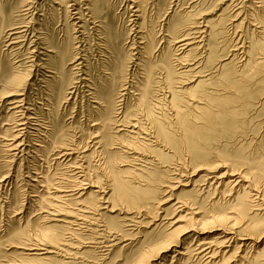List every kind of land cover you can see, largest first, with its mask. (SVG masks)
Instances as JSON below:
<instances>
[{"label": "rangeland", "instance_id": "1", "mask_svg": "<svg viewBox=\"0 0 264 264\" xmlns=\"http://www.w3.org/2000/svg\"><path fill=\"white\" fill-rule=\"evenodd\" d=\"M0 1L11 8L0 20V264H252L264 254V209L252 210L262 202L245 197L247 205L239 207L234 199L239 186H224L241 175L246 190L264 194V67L247 70L239 49L247 48L252 32L261 36L251 17L260 8L257 0H181L182 7L208 11L206 20L224 13L220 54L237 48L239 58L227 72L233 75L224 79L225 70L207 64L204 47L187 56L202 53L203 64L197 58L190 66L208 76L191 94L194 106L208 110H187L196 129L188 136L191 144L180 140V147L157 137L150 116L165 111L167 121L174 118L165 98L171 88L158 81L164 75L162 50L175 52L178 40L167 37L166 21L156 27L149 57L141 54L144 45L130 21L127 0H107L111 7L101 18L90 17L86 0H68L66 8L63 0ZM176 1L172 13L181 8ZM79 8L81 15L74 13ZM148 9L149 14L155 10L153 5ZM118 33L120 43L127 34L130 43L124 41L114 55L108 40ZM67 45L68 56L60 62ZM263 48L255 57L264 56ZM126 54L133 61L121 75L115 63ZM183 62L174 67L181 71ZM55 66L63 68L62 79ZM13 75L21 84L14 95L2 98ZM149 75L153 90L146 107L139 94ZM222 78L230 88L240 81L247 85L236 102L226 100L223 107L209 103L205 93L225 95ZM157 98L161 105L156 106ZM116 176L135 187L133 202L114 192ZM216 176L222 184L217 185ZM45 227H53L52 232H43ZM224 228L253 238L228 243L233 235ZM203 239L214 243L213 250L226 241L213 260L199 244Z\"/></svg>", "mask_w": 264, "mask_h": 264}, {"label": "bare ground", "instance_id": "2", "mask_svg": "<svg viewBox=\"0 0 264 264\" xmlns=\"http://www.w3.org/2000/svg\"><path fill=\"white\" fill-rule=\"evenodd\" d=\"M67 1L68 0H63L64 7H65V5L68 6ZM127 1L129 2L128 7L130 8V11L132 13L131 16L133 17V19H130V21L133 24L132 26L136 27V29H137L136 32L139 33L137 35H141V43H143V45H144L143 47L140 46L142 48V50H143L142 52L140 51L141 54H144V56L146 55V56L151 57V53H152V50H153V47H154V44H155V40H156L155 39L156 38L155 37V35H156V31L155 30H156V27L159 25V22H161V21H163V22L166 21L165 32H166L167 37H170L171 39L173 38L174 40L178 39L177 41H175L177 43V45L173 44V46L176 45L175 46V52H174V49L172 51H170L171 49L168 50V47L167 48L165 47L162 50V53H164V55H163L164 58H163V60H161L160 64H161V68L164 71V73L162 71H161V73L164 74V75H162V77H163L162 79L158 80V81H163L164 83L169 84V86L171 88V89H169L170 91H168L169 94L165 95V98L168 97L167 104L170 107V109L173 111L174 118L173 119L171 118L172 121L170 119H169L170 121H167L168 117H167V113L165 111L160 113L161 117H159L158 114L155 115V113L153 111L150 113V116H151V122L155 126L157 137H159L163 141H165L166 144H169L170 146L180 147V140H184V142L187 145H189V144H191V142H189L188 136H189L190 132L195 131L196 127L189 122V115L190 114H189V112L187 110L192 109L191 107H193V110H195V111H198V110L200 111L201 110L200 111L201 113H202V111L204 112V110H208V109H204L203 107L198 106V105L194 106V103H193L194 99L192 97L195 96V95L191 94V93L195 92V88L199 87L200 84H202L203 82L206 81L204 78L206 76H208L207 75L208 73L207 74H202L203 71H201L200 69L195 72V69L192 66H190V64L193 65L195 63V61H194L195 59L198 58L200 60V57L202 56V53H200V56H198L197 58H193V59H187V56L190 53H193L196 50L201 49V48L204 47L203 50H205L204 52H207V53L205 55H203V56L205 57L208 54V58L206 56L207 64L212 62V63L216 64L214 66L217 67V69L218 68L219 69L222 68V71L225 70L226 73L229 70H232L234 68L233 62H235L239 58L238 51H237L238 49L237 48L230 49V52L226 56L221 57L220 53H222V50H221L220 47H218V43H219V36H220V33H221L220 26L222 25V23L224 21V18H223V16H224L223 14L224 13L219 14L216 19L206 20L207 19L206 16L208 14H210V13H208V11H205L204 9L197 10L196 9L197 6L191 7L189 5L185 6V7L190 8L187 11V8L182 7L183 3H182L181 0H177L176 1L175 5H177L178 8L179 7H181V8L178 9L179 10L178 12L174 11V13H172V11L170 10L171 2H174V0H170V1L169 0H127ZM192 1H194V0H192ZM106 2H107V0H86L85 4H83V5H85L84 8L88 11V13H89L91 18H97V16L100 17V14L103 11L105 12V10H106V9L104 10L105 7H107V8L111 7L108 4L109 2L108 3H106ZM254 2L260 3V5H258L260 8H258L257 10L253 9L258 14L255 11H253L251 13V17H252V19L255 22L258 23V25L260 27V30H258L257 34H261V36L255 34L257 31L255 33L252 32L251 39H250V42H249V45L247 46V48L245 46L244 47L240 46L239 49L243 48V51H244L243 52L244 55H245L244 61L246 62V63L244 62L245 63L244 67H246V68L247 67H254V69H261V68L264 67V58H263L264 56L263 57H255V56H256V54H259V53L256 52L257 49L260 50L264 46V0H257V1H254ZM26 4H28V3H26ZM230 4L232 5V3H230ZM152 5H153L155 10L151 11L150 12L151 14H149L148 7L152 6ZM69 6H71V5H69ZM198 6H200V5H198ZM250 7H251V5H250ZM261 8H262V11L259 13V11H260L259 9H261ZM110 9H112V8H110ZM10 10H11V8H9V10H6V8L4 7L3 3L0 1V20H5L6 19L5 18V11L9 12ZM233 10H234V8H233ZM66 11L68 12V10H66ZM81 12H83V11H81L80 8H79V11L78 12H74V13H80V15H81ZM237 15H239V14H237ZM103 18L106 19V17H103ZM235 18H234V20H235ZM229 19H231V17ZM229 19H228V21H229ZM198 20H202V21L198 22ZM204 21L206 23H203ZM108 25H109V23H108ZM210 26H211V31L208 32V28ZM238 27H240V26L238 25ZM127 28L129 29V27H127ZM131 28H133V27H131ZM21 35H22V33H21ZM158 35H159V32H158ZM163 36H164V34H163ZM206 36L207 37L209 36V40L208 39H204ZM120 37H121V34L118 33V34H116L114 36L110 35V39L108 40V42H109L108 46L110 47V49H111L112 53H114V55L119 53L120 50L123 48L124 41H125V44H126V42L130 43L129 42L130 41L129 40L130 37L128 36V34L123 39V41L121 43H120ZM244 42H245V40H244ZM167 46H169V45H167ZM258 46H259V48H257ZM69 48H70V45H67V46L63 47L62 52L60 53V55H61L60 62L62 61L63 57L66 58L68 56V53H69L68 49ZM139 49H138V51H139ZM74 57H73V59H74ZM206 58H204V61H206ZM128 60H129V62H128ZM188 60H192L191 61L192 63L190 61H189V63L188 62L185 63V61H188ZM240 60H242V59H240ZM130 61H133V57H131V55H129L127 57V54H126L125 57L119 59L115 63L116 70L121 75H124L128 71V68L130 66L129 65ZM180 61H184L183 64H185V66H183V69L181 71H179L178 68L176 69L174 67V66H177ZM173 62H177V64H174ZM199 62L202 63V60H200ZM160 64H158V65H160ZM186 64H188V65H186ZM153 67H154L153 64L150 63L149 64V68L152 69ZM53 68L54 69H58L60 78L62 79L63 78V73H64L63 72L64 71L63 68L60 67V66H58V68H56V66L53 67ZM246 68H245V70H246ZM247 70H248V68H247ZM224 73H223V76H222V73L220 74L222 77H225L224 79H227L226 77H230V76L233 75L231 73H227V75L224 74ZM188 74L191 75L190 78L186 77ZM183 75H184V77H183ZM14 76H16V75H13V77H11L8 80V83H7V86H6V89H5L6 91L2 95V98L14 95L15 94L14 90H16L18 88V86L21 84L20 83L21 80H19L18 77H14ZM200 77H202L203 79L197 80ZM224 79L222 78V80H220L219 82L222 85V87L225 88V89H223L224 93H221V94H225V95L220 96L218 93H213L211 91H206L205 93L207 94V98H208L209 103L215 102V103L219 104L221 107H223V105H224L223 102L224 101L228 100V101L236 102L237 98L240 97L238 92L240 91L241 94H242V91L245 92V89H247L246 88L247 85L243 81L236 82L235 87L230 88V86H228V84L225 83ZM176 80H177V83L178 82L180 83V85H178V86H180L179 88H181V89H178V87H174L173 86V84L175 83L174 81H176ZM196 80H197V83L195 85H193L192 87H188L187 86V84H189L191 82H194ZM226 82H230L229 85L232 84V80L229 79V78H228V81H226ZM159 83H161V82H159ZM152 85H153V81H151V75H149V76L146 77V79H145V81L143 83L141 92L139 94L140 102H142L144 105H147L146 107L150 106V104H151L150 100H149V95H150L151 91L153 90L152 89L153 88ZM232 86H234V85H232ZM226 88H229L230 91L226 92ZM235 88H236V90H233ZM231 89L233 91H231ZM229 92L232 93V94H228ZM186 93H190V97H186L187 99L184 98V94H186ZM151 96H152V94H151ZM157 99L155 101L156 102V106L157 105H161L159 103L160 98L158 100ZM189 101H192V102H189ZM147 109H150V108H147ZM151 110H152V108H151ZM205 113H207V112H205ZM171 126L180 129L181 134H179V136L175 135V133L172 132ZM191 149H192L193 153H196V148L193 145L191 146ZM230 176H235V175L231 174ZM119 177H120V175H119ZM238 177L239 178L229 179L224 184L225 187H230L231 190L232 189L234 190L235 186H239V189L236 191L237 196L234 198L236 200V202H237V205H238V203L240 201L239 207H241L243 204L246 206L247 202L245 200V197L254 196L255 199L259 198V200L262 203L255 204L254 206H256V207H254L252 210H257V211L263 210L264 209V194H261V192H259V190L256 189V188H254L252 190H246L247 187H245L244 183H241L242 181H245L244 177L241 176V175H239ZM208 178H210V177H208ZM214 179H218L217 185H220V184L223 183V181L220 180V176H216ZM112 181H113V190H114V192H117L119 195L123 196L128 201L133 202V200L135 198L132 197V195H130V194L135 192L134 191L135 187L133 188V186L129 185L126 181L118 178L117 176L113 177ZM179 184L184 185V183H181V182ZM173 185L174 184H170V186H173ZM49 187H50V185H49ZM169 188L171 189V187H169ZM175 188H177V187H175ZM73 191H74V189H73ZM247 194H248V196H247ZM261 195H262V197H260ZM251 206H253V205L251 203H249V201H248V207H251ZM51 208H53V207H51ZM250 212L253 213V211H250ZM262 215H264V214H262ZM263 220H264V217H263ZM249 228H250V225L246 229H249ZM42 230H43V232H46V233L49 234V233L52 232L53 227H45ZM223 230H225L226 232L229 231V234L233 235V236L228 237V241H227L228 243L232 242V241L234 242L236 240H240V241L244 242V241H247V240L253 238V236H252L253 234H246L248 236L242 237V236L236 235V233H237L236 231H231L228 228H224ZM48 237L51 238L50 236H48ZM243 238H245V239H243ZM256 241H258V240L256 239ZM51 242H53V241H51ZM225 242L226 241L224 239H222V240L218 241L217 244H220L221 246H224ZM199 244H201L203 246L205 245L203 249L205 250V252L207 254V258H209L210 260H213V258L216 257V255L218 253V250L221 247L220 246L218 248V250H213L212 245L214 243L213 242H208L206 239L201 240ZM262 248L263 247H261V251H262ZM37 249L39 250L38 247H37ZM45 250L46 249H44V251ZM42 252L41 253H36V254L34 253V254L38 255V254H42ZM46 252H51V251H46ZM256 255H258V253H256ZM262 256H264V254L258 255L255 258L256 262H254L252 264H264V259L261 258ZM30 259H32V258H30ZM33 259H35V258H33ZM26 260H28V257H27ZM33 261H35V260H33Z\"/></svg>", "mask_w": 264, "mask_h": 264}]
</instances>
